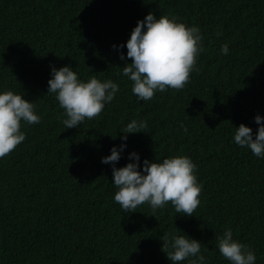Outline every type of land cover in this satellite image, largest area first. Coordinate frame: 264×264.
<instances>
[{
  "label": "trees",
  "instance_id": "16d2710c",
  "mask_svg": "<svg viewBox=\"0 0 264 264\" xmlns=\"http://www.w3.org/2000/svg\"><path fill=\"white\" fill-rule=\"evenodd\" d=\"M0 264H264V0H0Z\"/></svg>",
  "mask_w": 264,
  "mask_h": 264
}]
</instances>
